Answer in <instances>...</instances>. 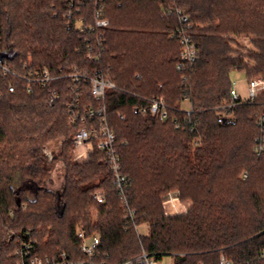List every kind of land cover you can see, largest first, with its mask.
Returning a JSON list of instances; mask_svg holds the SVG:
<instances>
[{"label": "trees", "instance_id": "trees-1", "mask_svg": "<svg viewBox=\"0 0 264 264\" xmlns=\"http://www.w3.org/2000/svg\"><path fill=\"white\" fill-rule=\"evenodd\" d=\"M66 1L0 0V63L20 75L101 71L117 86L106 105L134 223L103 153L94 145L87 160L76 159L71 138L81 127L69 115V81L29 94L24 81L0 70V264L63 253L85 260L82 231L100 239L107 264L138 257L140 243L157 262L220 264L223 256L232 264H264V153L254 151L264 92L222 109L232 102L233 71L248 83L264 78V0H87L80 5L85 33L65 17ZM97 9L108 27L96 29ZM177 11L188 17L198 49L192 65L174 36L185 27ZM52 91L60 95L53 105ZM160 98L167 121L139 112ZM82 100L84 107L98 104L89 84ZM53 142L58 151L49 160ZM57 162L66 170L60 194L48 189ZM101 190L103 204L95 199ZM173 190L192 202L187 212L166 214L163 203ZM138 224L150 229L140 239Z\"/></svg>", "mask_w": 264, "mask_h": 264}, {"label": "built area", "instance_id": "built-area-1", "mask_svg": "<svg viewBox=\"0 0 264 264\" xmlns=\"http://www.w3.org/2000/svg\"><path fill=\"white\" fill-rule=\"evenodd\" d=\"M87 0H67L65 17L70 21H76V29L80 33H85L88 28L82 26L85 22L82 17V9L80 5L86 3ZM91 1V0H90ZM97 2H100L99 0ZM97 4V3H96ZM180 23L185 25L184 28L178 30L174 35L179 38L182 48L181 57L188 64H194L198 58V49L192 37L188 35L189 19L180 11L176 12ZM80 16V17H79ZM79 19H78V18ZM77 18V19H76ZM96 29H103L109 26V22L103 18L102 9H97L94 16ZM94 29H92L93 31ZM173 36V37H174ZM180 69V67H179ZM0 70L3 75L11 76L20 79L26 83V90L29 94L33 93L35 86L47 87L50 83L58 80H68L70 88L73 92L72 99L68 104L69 115L71 116L72 124L79 125L80 130L72 136L74 148L79 150L88 147L94 149L95 147L103 153L106 162L109 165L113 185L116 188L117 194L120 197L122 206L125 209L126 218L134 223L135 212L131 210L127 200L129 184L127 178L123 174V167L120 155L117 149V140L110 123L108 109L106 105V97L108 90H118L117 86L101 73L95 71L93 74L81 72L78 68L69 70L68 73H61L59 75H52L48 70L28 71L26 75H20L12 69L7 63H0ZM90 85V93L92 98L98 103L96 106H83L82 91L83 85ZM15 88L10 87V92H14ZM264 92V78L254 79L248 84V98L243 99L233 87L231 91L232 102L225 105L223 110H231L245 101H254L256 97ZM60 99L57 91L50 93L49 103L53 105ZM139 112L144 116L150 114L158 118L160 121H167L169 117L168 107L164 98L153 99L148 101L147 105L141 107ZM259 136L255 140L254 151L258 156L264 153V117H261L258 122ZM246 177V175H245ZM98 203H104V197L97 195L95 198ZM77 238L81 242V252L86 257L85 260L76 261L68 254L63 253L57 258H34L30 259L29 264H107L100 258L99 247L100 239L98 237L87 236L85 232H79ZM31 246L28 247L30 249ZM123 264H162L157 262L147 253H143L139 257L129 260ZM169 264H175L173 261ZM220 264H232L225 257L221 256Z\"/></svg>", "mask_w": 264, "mask_h": 264}, {"label": "rangeland", "instance_id": "rangeland-1", "mask_svg": "<svg viewBox=\"0 0 264 264\" xmlns=\"http://www.w3.org/2000/svg\"><path fill=\"white\" fill-rule=\"evenodd\" d=\"M239 43L243 44L247 49H252L253 46L250 44L248 40H240ZM231 81L233 83V87L237 90L238 94L243 98H248V82L247 77L244 73L239 71H233L230 75ZM259 78V77H258ZM257 78V79H258ZM186 111L190 110V104L188 102H185L184 107ZM72 139V138H71ZM57 143L53 142L50 146H48V149L46 150V153L49 157V160L52 159L53 152L57 149ZM94 150V149H93ZM92 149L89 150L88 147L81 148L79 150L74 148V153L76 154L77 161H84L87 160L90 156V154L93 152ZM58 151V150H56ZM65 165L62 162H57L54 165V169L52 172L51 180L48 183V189L56 192L57 194H60L64 187L65 182ZM18 187V185H17ZM104 190L99 191L101 192V195L104 196L105 192ZM26 195L30 198L34 197V193L31 190H27ZM164 210L167 215H178L182 214L184 212H187L192 207V202L190 200H180L176 190L170 191L168 194V199L165 200L163 203ZM135 233L140 239V236H146L147 233H149V226L147 224H138L134 227ZM48 241V237L45 239L44 242ZM141 243L139 244L138 254L142 255L143 253H146V251L143 249ZM137 254V255H138ZM139 255V256H140ZM138 256V257H139ZM34 259V258H32ZM43 259V258H42ZM76 260V259H75ZM76 261H82V260H76ZM173 261L170 257H164L162 264H169ZM21 264V263H20Z\"/></svg>", "mask_w": 264, "mask_h": 264}]
</instances>
